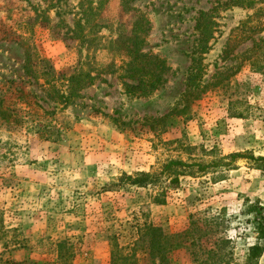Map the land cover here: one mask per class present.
<instances>
[{
	"label": "rangeland",
	"instance_id": "obj_1",
	"mask_svg": "<svg viewBox=\"0 0 264 264\" xmlns=\"http://www.w3.org/2000/svg\"><path fill=\"white\" fill-rule=\"evenodd\" d=\"M224 1L0 0V110L54 109L43 117L61 125L44 140L34 122L0 114V264H109L113 240L125 246L150 222L168 233L201 227L194 246L172 252L175 264H202L216 238L228 241L230 264L264 246L251 210L264 205V163L249 158L264 156V0ZM212 6L196 79L204 90L160 120L184 106L196 16ZM127 46L151 56L137 57L140 71L126 70ZM153 56L160 83L129 91L155 77ZM41 67L66 76L80 67L92 79L63 106L35 77ZM231 153L246 156L223 164ZM168 160L188 166L154 185L119 181Z\"/></svg>",
	"mask_w": 264,
	"mask_h": 264
},
{
	"label": "trees",
	"instance_id": "obj_2",
	"mask_svg": "<svg viewBox=\"0 0 264 264\" xmlns=\"http://www.w3.org/2000/svg\"><path fill=\"white\" fill-rule=\"evenodd\" d=\"M254 3V0H225L221 3L224 6H243V5H251ZM218 6V5H217ZM216 6H212L208 10H200L198 11V15L196 16V21L194 25V30L198 31V38L196 47L191 52V63L188 68V75L186 77V87L184 93L182 95V102L184 106L180 109L175 107L169 112L165 113L160 120H164L167 116L175 114L177 112H181L185 108V104L195 98L200 96V93L204 90L200 89L199 85L196 82L199 73V63H200V52L206 51L207 49V41L212 34V24L213 19L212 16L215 13ZM126 54L128 57H133L134 60L128 63V71H140L139 64L141 62L138 60V56L151 57L150 55H146L145 53H138V49L132 47H126ZM196 54V55H195ZM155 60H151L149 62V70L152 71V74H155V77L151 80H141L137 81L136 84H126V88L131 91L133 89H140L142 92L144 91H152L155 89L157 84L160 83V79L158 78V72L156 70H160V60L156 61L157 57L153 56ZM156 62V63H155ZM45 68V67H44ZM39 71L36 74V78H43L44 83L47 85L49 90L50 98L57 102V104L61 103L63 106L72 102V100L78 96V92L81 88L84 87L87 80L92 79V76L85 72L83 69L79 67L78 70L72 71L69 75H65L64 71H55L51 69L50 71H46V69L38 68ZM36 72V71H35ZM157 75V76H156ZM61 79L66 78L65 88L66 90L60 91L57 88V82ZM146 86V88L144 87ZM22 95L26 96V94ZM37 104V103H36ZM29 105V103H28ZM37 106H40L37 104ZM0 114L2 118L5 119L8 123H21L26 122L27 120L34 122L29 126L30 130H33L38 134L40 138L44 140L48 139H57L60 135L61 125H57L56 119L54 117L50 120L43 117L46 114L51 116L55 115L53 110H43V114L40 115L32 109L24 110L21 109L17 111L10 106H6L4 109L0 110ZM53 121V123H52ZM243 153H231L229 155L230 161L227 163H223L225 165L229 164L233 159L239 157H245ZM250 159L255 161H260L264 163V156L253 157V155L249 156ZM221 163V161H219ZM217 164V161L214 162ZM178 166H188L187 163H184L180 160H168L162 167L161 171L158 173H149L142 172L135 175L122 174L119 177V181L123 183H128L130 185L136 186H147L156 184L161 176L164 173L170 174L173 172H178ZM173 167H176L173 169ZM199 169H203L204 166L199 165ZM251 210L254 211L255 216L254 220L257 223V231L260 238H264V205H255L251 207ZM194 222V221H193ZM192 222V223H193ZM195 223V222H194ZM193 223V224H194ZM201 227L195 226L194 229H186L180 233H168L165 230L153 223H143L137 227V237L131 243L123 246L117 242V239H114L111 243L110 247V262L109 264H175L173 259L171 258L172 252L186 246V243L194 246V237L193 234L195 231L200 230ZM207 231H204L206 234ZM192 236V237H191ZM190 238V240H189ZM228 241L222 238H216L215 241L210 244L212 247H206V259L202 260V264H230L231 262L227 259V254L224 253L226 250V243ZM218 247V248H216ZM221 251H223L221 253ZM192 253L195 251L192 250ZM262 252H264V246L260 243H255L248 248V253L245 255V259L242 264H257L258 258L261 256ZM233 264H239L237 262Z\"/></svg>",
	"mask_w": 264,
	"mask_h": 264
}]
</instances>
